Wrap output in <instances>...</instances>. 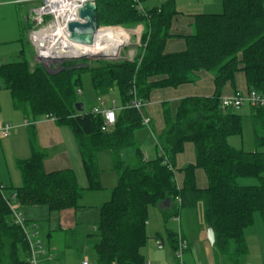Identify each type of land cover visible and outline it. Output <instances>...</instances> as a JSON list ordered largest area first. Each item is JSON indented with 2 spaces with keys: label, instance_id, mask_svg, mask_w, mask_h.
Wrapping results in <instances>:
<instances>
[{
  "label": "trees",
  "instance_id": "obj_1",
  "mask_svg": "<svg viewBox=\"0 0 264 264\" xmlns=\"http://www.w3.org/2000/svg\"><path fill=\"white\" fill-rule=\"evenodd\" d=\"M147 1L95 0L99 27H145L146 46L132 63L92 66L64 61L53 73L39 62L32 66L23 49L17 60L0 66V90L10 93L15 111L31 123L53 117L58 126L73 132L88 180L83 188L73 170L46 173L47 152L32 139L31 158L17 163L22 186L7 189L0 183V264H30L29 244L4 196L15 194L23 208L46 207L50 213L78 210L86 190H102L101 152L112 155L118 186L100 210V241L93 248L97 264H146L143 250L148 242L149 208L166 199L172 202L171 216L201 210L204 224L215 231L214 247L221 255L236 262L246 255L245 231L254 225L256 214H264V152H246L230 144V138L243 134V117L234 109L222 108L221 100L226 84L233 83L240 72L250 91L264 97V0H222V13L193 16V34L178 37L185 41L186 50L174 54L166 52V45L174 37L171 28L179 14L176 0L139 11L138 6ZM24 24L29 26L27 19L22 21V42L27 32ZM25 44L30 48L27 40ZM200 72L213 76L214 95L184 98L175 111L170 103H163L165 127L155 135L157 157L146 162L135 139L144 128L143 113L127 107L134 99L149 102L156 90L194 84ZM84 74L90 75L97 95L112 90L119 94L124 108L108 132L101 130L102 116L76 110ZM255 110L264 113V108ZM258 122L254 123L255 141L264 147V125L260 128ZM186 144L194 146L195 162L177 169V156ZM128 149L134 150L137 167L123 160ZM198 170L206 175V189L197 186ZM177 174L184 176L181 187ZM242 179L257 183L241 185ZM171 236L176 253L179 241Z\"/></svg>",
  "mask_w": 264,
  "mask_h": 264
},
{
  "label": "crops",
  "instance_id": "obj_2",
  "mask_svg": "<svg viewBox=\"0 0 264 264\" xmlns=\"http://www.w3.org/2000/svg\"><path fill=\"white\" fill-rule=\"evenodd\" d=\"M167 1L168 0H157V4L152 8L161 7ZM5 6L13 7V10L10 12V24H9L11 31L10 34L12 35V37H14V39H16L15 41H18V43L21 44L22 47L19 51L20 53L24 49L23 42L21 41L23 38L22 21L25 19L22 12L24 7L23 5L20 4L18 0H9L2 2L0 1V17L2 18L3 21L6 20V17L3 14L4 11L2 9ZM141 6L143 7V5ZM152 8H148V10ZM176 8L179 14L175 17L171 28V35L174 37L168 40L166 45V52L168 54L179 53L186 50L185 41L178 37L190 36L193 34L194 24H195V19L193 16L199 14H210V12L207 11H211V10H217V9L223 10V5H222V0H190V2L189 1L187 2L186 0L183 1L176 0ZM9 57L2 55L1 56L2 62L4 61V63H7ZM197 76H198V80L194 84L182 85L176 89L169 88V89L156 90L152 93L150 101L147 102V105L143 110V115L151 120L150 138H152L154 141L152 148H149L146 151V153L143 154L144 159H147V161H150L157 157L158 150H157V142L155 135L160 134L165 127L164 117H163V103L165 102L170 103L173 110L175 111L178 103L184 98L211 97L214 95L215 85H214L213 76L207 72H200L197 74ZM250 93L251 91L248 87L246 76L244 73L240 72L236 75L233 83L226 84V86L222 91V99L231 98L236 94L248 95ZM97 96L98 99L99 98L103 99V97L106 95H101V96L97 95ZM98 99H97V103H98ZM113 101L115 102L116 108L120 110L124 108L122 105L117 106V101L115 99H112L110 104H107L105 101V107L107 108L112 107ZM96 105L97 104H94L92 106V109ZM245 105L240 108L245 107ZM248 106H249L248 108L249 111L247 114L249 116L247 117L246 114L245 118L251 120L253 125V131L255 125L254 123L256 121L257 122L259 121L258 123H260L261 125V127L260 125L259 127L263 128L262 124L264 125V113L255 110V108L251 107L250 105ZM18 113L20 114L22 120L19 119L20 116H18L17 114H12L11 116L4 117L2 116V111H0V125L11 124L15 127L9 137L7 138L0 137V154H2V156L4 157V159L2 158L3 160H1L2 163L0 161V183L7 189L19 188L22 186L23 180L21 173L18 169L17 163L19 161L28 160L29 158H31L33 154L31 141L32 139H35L39 148L47 152V158L44 161V169L46 173H53L63 170H73L76 174L79 185L83 187L82 185H84L85 179L82 172L84 173V167L80 156L76 137L74 136L73 132L67 127L58 126L55 121L50 119H39L36 122H32L33 124L31 125L25 126V122L28 121V119L22 113L20 112ZM242 117L244 118V116ZM4 119H8V120L10 119V120L4 121ZM150 138L149 140L151 141ZM135 139L138 144L139 142L136 137V134H135ZM2 140H8V143L4 141L3 146L5 147V149L4 147L1 148ZM7 144L9 147L11 146L10 150L15 155V158H13V162L10 161V163L9 161H7L5 157V150L7 149ZM241 149L243 150V148ZM8 153L10 152L8 151ZM194 162H195L194 146L192 144H186L184 148V152L177 156L176 168L183 169L190 164H194ZM183 180H184L183 174H177L176 181L180 187L183 184ZM196 182L199 189L203 190L207 188L208 181L203 171L198 170L196 172ZM86 186L84 188H86ZM88 194L89 193L85 191L82 199H86V201H92L94 198L98 196L95 194L93 195H88ZM105 203L106 202L102 203L101 207ZM91 206L92 205L86 203L84 205H81V207L78 210H69L61 213H50L46 207H36V206L28 207V208L21 207V212L24 214L28 222L29 228L32 231L34 230L38 231L39 237L43 243L44 252L39 254V259H38L39 264H64V260L67 255L66 254L67 249H70L71 247L77 249L80 247H85L86 249H92V252L94 253L93 248L100 241V238L97 231L98 223L89 224V222L85 220V217L89 214L88 210H90ZM80 210H82L81 213ZM97 211L98 208H96V212ZM169 211L170 210L161 209L160 223L158 221V224L156 225V229H154L152 233L154 239L153 242L159 243L160 249H165V243L167 242L168 243L167 245H169L173 253L176 254L172 248L171 235L178 238L179 235L181 234L183 239L188 243L187 251L190 250V243L183 228V221L186 223V230L197 231L196 233L199 235L198 240L202 245H205L206 242H209L207 239L208 227L204 224L202 220V213L200 209L196 211L186 210L181 212V214L179 215L180 217L179 221L177 220L178 216H171ZM95 214L96 213L94 212V215ZM262 218L264 222L263 213H262ZM255 222L256 221H254V224ZM88 224L90 226L87 228L85 225ZM151 226L152 223L149 221V212H148V222H147L148 241L150 240L148 229H150ZM175 226L176 229L174 230ZM81 229L82 230L86 229V230L81 231ZM245 240L247 245V253L243 258H241L239 262H236L235 260L230 259L229 257L221 255L216 250L214 245H211L217 252L214 264H224V263L226 264V262L228 264H250V262L248 261L249 247H248L246 235H245ZM259 245L260 242L258 244V247ZM145 256H147L151 260L149 261L151 264H180L177 258H172L171 256H168L166 258L161 259L160 257L154 255L151 247H149V249L146 250ZM183 264H186L184 260H183ZM187 264H194V263L188 259ZM255 264H264V261L263 259H261L259 263H255Z\"/></svg>",
  "mask_w": 264,
  "mask_h": 264
},
{
  "label": "rangeland",
  "instance_id": "obj_3",
  "mask_svg": "<svg viewBox=\"0 0 264 264\" xmlns=\"http://www.w3.org/2000/svg\"><path fill=\"white\" fill-rule=\"evenodd\" d=\"M2 1H9V0H0ZM183 1V0H182ZM187 2L190 0H186ZM157 4V0H149L146 3L143 4L144 9L152 8ZM23 15L24 18L27 19L28 21V27L26 24H24V28L26 29V39L28 41L29 47H26L25 41L23 42V48L26 50L27 53V58L31 61L32 66L34 63H41L40 65H43L41 61L37 59V51L35 45L32 43L30 40V32L33 30L34 25L33 21L30 15V9L32 8L31 4H25L23 5ZM4 11V15L6 17V20H2L0 17V66L4 64V61L2 62L1 56L4 55L6 57H9V61H14L18 59V53L21 49V44L18 43V41H15L14 37L10 34V12L13 10L12 6H5L2 8ZM222 9H217V10H211L207 11L213 13V14H220L222 13ZM6 13V14H5ZM122 28L129 33L127 34L130 37V45L125 47L122 50V57L119 60H113L109 59L106 57H92L88 56L86 58H73L72 60H68L69 62H86L88 65L96 66L97 63H115V62H129V54L130 52L134 51L135 52V58L138 57L139 53L145 48L146 44L144 43L143 36L145 32V27L142 25H139L135 28H125L121 26H101L100 28ZM100 32L105 33V34H110V33H115L113 30H101ZM138 33V34H135ZM102 34V35H105ZM139 42V44H138ZM32 52V53H31ZM64 62V61H63ZM132 63V62H130ZM60 64V63H58ZM46 67L45 65H43ZM47 69V67H46ZM56 73V72H53ZM82 88L79 91L80 94V101L84 105V109L86 112L90 111L92 109V106L94 104H97V93L94 91V89L91 86L90 83V75L89 74H84L82 76ZM1 86V82H0ZM103 99L106 101L107 104H110L112 99H115L117 101V106L121 105V100L120 97L118 96L117 90H112L110 93L106 96L103 97ZM249 106L246 104L245 107L239 108L234 110L237 114L241 116H246V114L249 111ZM0 111H2V116H11L12 114H17L20 116V114L14 110L13 105H12V99L11 95L7 90L1 89L0 90ZM145 113V112H144ZM249 115L247 114V117ZM243 118V134L242 136H235L229 140L230 144L237 148L241 149L243 148L244 151L246 152H255L261 151L264 152V147H258L256 142H255V135L253 131V125L250 119L248 118ZM19 119L22 120L21 116ZM10 120V119H9ZM8 119H4V121H9ZM11 122V121H10ZM13 124V123H12ZM13 126V125H12ZM151 129L149 127H145L138 130L136 132V137L138 139V145L140 146L143 154L146 153V151L149 148H152L153 146V139L151 137ZM150 134V135H149ZM151 139V141L149 140ZM4 141L8 143V140H2V145L1 148H3ZM5 149V147H4ZM11 146L9 147L7 144V149L5 150V157L7 161L13 162V158H15V155L13 152H11ZM8 151L10 153H8ZM11 154V155H10ZM4 157L2 154H0V161L3 160ZM123 160L127 161L129 165L132 167H137L139 162L137 157L135 156L134 150L133 149H128L125 150L122 154ZM98 162H99V168L101 171V177H100V182L102 186V190L100 191H90L86 190L88 192V195H98L96 198H94L92 201H86V199H82L81 205L84 204H89L92 205L89 211V214L85 217V220L89 222V224H96L100 222L101 218V204L104 202H109V200L112 197V193L115 190V188L118 186V175L114 171V161L113 157L109 152H102L98 155ZM2 163V161H1ZM82 168V167H81ZM83 171V170H82ZM82 174L84 175V185L83 188L88 185V180L85 175V172ZM78 176V175H77ZM241 185H251V184H256L257 182L255 180H249V179H242L239 181ZM87 187V186H86ZM91 202V203H89ZM98 204V205H97ZM100 206V207H99ZM96 208H98V211L96 212ZM154 209V210H153ZM82 210H80L81 213ZM94 212L96 213L94 215ZM160 214H161V209L159 206H151L149 208V221L152 223V226L150 229H148V234L150 237V240L147 242L143 254L145 255V252L149 247H151L152 252L154 255L162 258H166L168 256H171L172 258H177L176 254L173 253L171 250V247L167 245L168 243H165V249H160L159 243L153 242V230L156 229V225L158 224V221L160 223ZM81 217V215H80ZM55 219V218H54ZM82 219V217H81ZM172 220V219H171ZM255 224L253 227L247 229L245 231V235L247 238V243L249 247V258L248 261L250 264H255L259 263L261 259L264 261V222L262 218V214L258 213L255 216ZM85 225L87 228L90 225ZM149 228V227H148ZM183 228L185 231V234L188 237L189 243H190V250L189 251H184L183 254V260L187 264L188 259L191 260L194 264H214L215 263V258H216V250L211 246L209 242H206L205 245H202L199 240H198V234L196 233L197 231L193 230H186V223L183 221ZM176 229V226L174 230ZM193 229V228H192ZM86 230V229H84ZM81 229V231H84ZM88 230V229H87ZM153 242V243H152ZM260 242V245L258 247V244ZM152 243V244H151ZM258 247V248H257ZM66 257L64 260V264H82L83 261L88 260L90 264H96V257L94 253L92 252V249H86L85 247H80V248H70L67 249L66 252ZM218 255V254H217ZM147 263L151 261L147 256H145ZM182 260V261H183ZM225 264V263H224ZM226 264H228L226 262Z\"/></svg>",
  "mask_w": 264,
  "mask_h": 264
},
{
  "label": "built area",
  "instance_id": "obj_4",
  "mask_svg": "<svg viewBox=\"0 0 264 264\" xmlns=\"http://www.w3.org/2000/svg\"><path fill=\"white\" fill-rule=\"evenodd\" d=\"M93 0H26L20 1L27 2L32 5L30 9V15L33 21L34 28L30 32V40L36 47L37 51V59L43 63L47 67V69L51 72H58L59 71V64L63 61L72 60L73 58H81V57H88V56H81V57H57L56 58H44L42 54L48 52V49H44L45 46L42 43L43 35L46 32H53L56 36V43L60 45H65L71 43L69 40V25L73 22H80L83 21L80 19V12L85 7V5ZM139 11L144 12V8L139 5ZM101 30H113L116 33H119V37L122 38L123 44L121 45L118 54L116 56H103L109 59L119 60L122 57V50L130 45V37L127 35L129 32L122 29V28H100L98 31ZM138 34V33H135ZM40 38V41H36L37 38ZM40 43V44H38ZM139 44V42H138ZM48 54V53H47ZM53 55V54H50ZM102 57L101 55H98ZM97 56V57H98ZM95 57V56H94ZM129 62H133L135 60V52L132 51L129 54ZM245 104L250 105L253 108H264V97L257 94L256 92H251L248 95H241L236 94L231 98H223L221 100V107L224 109H238ZM147 102L140 101L134 99L132 103L127 108H134L141 113H143L144 108L146 107ZM123 109V108H122ZM121 109V110H122ZM120 109L116 108L115 102L113 101L112 107H105V101L102 98L98 99L97 105L92 109V113L97 116L103 117V125L101 127L102 132H108L112 129L117 121V112ZM46 119H50L55 121L53 117L47 116ZM32 123L30 121L25 122V126H29ZM142 124L145 127L151 126V120L145 117L142 114ZM14 126L11 124H1L0 125V137L7 138L11 135L12 131L14 130ZM147 161V159H145ZM6 203L8 204L14 222L17 226L21 227L23 230L27 243L29 244L30 250V264H39V254L44 252V247L42 240L39 237V233L37 230L32 231L29 228L28 222L21 212V206L17 200V196L15 194L11 195L10 197L4 196ZM180 201V199H178ZM180 217H177L179 221ZM179 246L176 252V257L179 260L180 264H183V254L184 251L188 248V243L183 239L181 234L178 237ZM82 264H90L88 260L83 261ZM146 264H151L150 262Z\"/></svg>",
  "mask_w": 264,
  "mask_h": 264
},
{
  "label": "bare ground",
  "instance_id": "obj_5",
  "mask_svg": "<svg viewBox=\"0 0 264 264\" xmlns=\"http://www.w3.org/2000/svg\"><path fill=\"white\" fill-rule=\"evenodd\" d=\"M100 31L95 35V41L92 46L81 45L72 42L70 39L67 46L56 43V36L53 32H46L43 35L42 43L45 46L44 49H48V54H42L44 58H56L57 57H81V56H116L123 44L122 38L119 37V33H110L100 35ZM36 41H40L38 37ZM40 44V43H38ZM53 54V55H50Z\"/></svg>",
  "mask_w": 264,
  "mask_h": 264
},
{
  "label": "water",
  "instance_id": "obj_6",
  "mask_svg": "<svg viewBox=\"0 0 264 264\" xmlns=\"http://www.w3.org/2000/svg\"><path fill=\"white\" fill-rule=\"evenodd\" d=\"M80 19L83 23L73 22L69 25V39L77 44L92 46L95 41V35L99 30V24L97 20V5L95 0L87 3L80 12ZM85 58V57H81ZM76 110L79 113L84 112V105L78 103ZM160 209L170 210L172 208V202L170 199L162 201L159 205ZM207 239L211 245L216 242L215 231L211 228H207Z\"/></svg>",
  "mask_w": 264,
  "mask_h": 264
}]
</instances>
